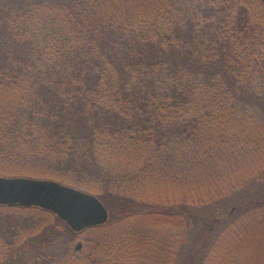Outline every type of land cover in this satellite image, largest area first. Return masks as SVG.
I'll list each match as a JSON object with an SVG mask.
<instances>
[{
  "label": "trees",
  "instance_id": "16d2710c",
  "mask_svg": "<svg viewBox=\"0 0 264 264\" xmlns=\"http://www.w3.org/2000/svg\"><path fill=\"white\" fill-rule=\"evenodd\" d=\"M0 176L55 180L111 213L72 235L0 206V264L57 243L54 264H264V3L1 8Z\"/></svg>",
  "mask_w": 264,
  "mask_h": 264
},
{
  "label": "water",
  "instance_id": "95a60500",
  "mask_svg": "<svg viewBox=\"0 0 264 264\" xmlns=\"http://www.w3.org/2000/svg\"><path fill=\"white\" fill-rule=\"evenodd\" d=\"M0 206L45 210L66 224L73 234L104 226L111 217L96 195L50 179L0 176ZM82 248L83 243L79 242L75 251Z\"/></svg>",
  "mask_w": 264,
  "mask_h": 264
},
{
  "label": "rangeland",
  "instance_id": "374dc122",
  "mask_svg": "<svg viewBox=\"0 0 264 264\" xmlns=\"http://www.w3.org/2000/svg\"><path fill=\"white\" fill-rule=\"evenodd\" d=\"M14 1H18V0H0V9L1 8H5L6 6L8 5H12L14 3ZM108 208V207H107ZM230 210V207H228V210L227 212L226 211H222L221 214H219V217L222 218L225 214H227ZM111 214V213H110ZM61 222V221H60ZM63 223V222H62ZM68 228V227H67ZM69 229V228H68ZM70 233L72 235H75L73 234L71 231ZM79 242H83L82 238L79 237V240L76 242V245L79 243ZM76 247V246H75ZM27 250H17L15 252V255H14V259H15V262H17L18 264H21L22 262L26 263V262H29V261H33L34 258H38L39 259V262H41V264H54L55 263V260H56V257L63 252V244H52L51 245V249L47 252H43L41 253V255L39 254L40 251L38 252L36 249H37V244L35 245H32L30 247H26ZM86 248L83 244V248L81 249L80 252L78 253H82V252H85ZM54 254V256H52ZM37 259V260H38ZM53 259V261H52ZM52 261V262H51ZM21 262V263H19Z\"/></svg>",
  "mask_w": 264,
  "mask_h": 264
}]
</instances>
